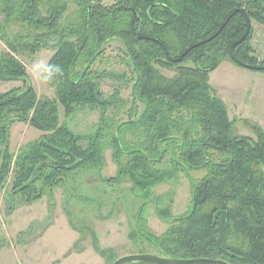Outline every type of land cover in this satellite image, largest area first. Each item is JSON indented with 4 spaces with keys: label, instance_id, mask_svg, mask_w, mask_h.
Masks as SVG:
<instances>
[{
    "label": "trees",
    "instance_id": "trees-1",
    "mask_svg": "<svg viewBox=\"0 0 264 264\" xmlns=\"http://www.w3.org/2000/svg\"><path fill=\"white\" fill-rule=\"evenodd\" d=\"M105 1L0 0V82L23 83L0 94V187H8V205L31 206L85 175L109 186L126 180L141 200L128 235L135 254L264 264V132L248 120L229 119L208 83L222 63H233L228 47L245 30L241 12L250 24L264 25V0ZM250 35L251 26L233 54L257 65ZM111 42L120 46L116 58L125 71L93 68L104 63ZM189 48L179 63L171 61ZM41 51L52 53L46 66L52 98L37 97L27 79L24 62ZM49 66L62 71L49 78ZM105 80L119 87L106 95ZM125 89L132 99L128 110ZM85 109L99 112L93 133L75 134L60 121V110L66 120ZM238 123L252 137L239 135ZM16 124L42 135L13 153ZM107 149L118 171L100 180ZM194 172L203 176L192 179ZM179 174L189 178V209L172 218L152 189ZM150 203L167 223L160 236L143 214Z\"/></svg>",
    "mask_w": 264,
    "mask_h": 264
},
{
    "label": "rangeland",
    "instance_id": "rangeland-1",
    "mask_svg": "<svg viewBox=\"0 0 264 264\" xmlns=\"http://www.w3.org/2000/svg\"><path fill=\"white\" fill-rule=\"evenodd\" d=\"M111 1L103 2L104 6ZM250 44L258 64H264V25L250 24ZM119 44L111 42L104 53V63L93 68L107 71H125L116 58ZM5 46L0 42V53ZM51 52H39L33 61L24 62L27 79L37 97H53L47 86L46 66ZM171 76L170 72H163ZM209 85L225 103L229 119L248 120L264 132V72L242 68L231 62L222 63L209 75ZM23 83L0 82V94L22 88ZM118 82L105 80L101 85L104 94H111ZM121 98L131 103L128 89L121 91ZM127 120L125 115L117 119ZM99 112L83 110L60 121L65 122L75 134H90L96 129ZM119 122V121H118ZM237 133L252 137L249 128L237 124ZM42 134L28 125L16 124L11 129L10 151L17 150L37 140ZM166 168V167H161ZM117 167L109 149L104 152V167L100 180L113 179ZM94 175L55 189L31 206L8 205V187H0V264H112L115 260L135 255L136 250L128 235L134 230V218L140 206L139 193L128 181L109 186ZM203 176L202 172L190 173L192 179ZM89 177V178H88ZM160 207L170 206L172 218L188 212L190 183L183 174L167 180L152 189ZM154 205L147 204L143 213L148 229L156 236L162 235L167 223L154 212ZM146 246V244H144ZM95 247L104 254L95 250Z\"/></svg>",
    "mask_w": 264,
    "mask_h": 264
},
{
    "label": "water",
    "instance_id": "water-1",
    "mask_svg": "<svg viewBox=\"0 0 264 264\" xmlns=\"http://www.w3.org/2000/svg\"><path fill=\"white\" fill-rule=\"evenodd\" d=\"M237 13V11H232L229 16L225 19V21L221 24L217 32L210 37L207 41L213 40L220 32L221 30L225 27L229 19L234 16ZM244 16V26L245 30L243 34L234 42H232L229 47H228V53H229V58L231 61L248 70L256 71V72H264V64H257V65H248L245 64L241 61H239L233 54V49L241 44L245 38L248 36L249 31H250V22L248 18L245 16L243 12H241ZM136 37L138 40H148L147 37L143 36L140 33H136ZM205 42H202L194 47L200 46ZM193 48V47H192ZM189 48L185 50L178 58L171 60L173 63H179L183 57L192 49ZM135 263H142V264H227L224 261L221 260H209V259H195V260H174V259H168L164 257H159L154 254H135V255H129L125 257H121L117 260H115L112 264H135Z\"/></svg>",
    "mask_w": 264,
    "mask_h": 264
},
{
    "label": "clouds",
    "instance_id": "clouds-1",
    "mask_svg": "<svg viewBox=\"0 0 264 264\" xmlns=\"http://www.w3.org/2000/svg\"><path fill=\"white\" fill-rule=\"evenodd\" d=\"M48 71H49V78H50L52 72L60 73L62 70L59 68V66H55V67L49 66Z\"/></svg>",
    "mask_w": 264,
    "mask_h": 264
}]
</instances>
